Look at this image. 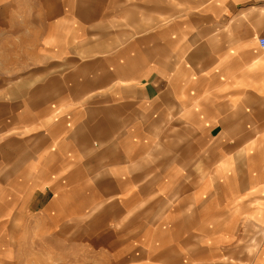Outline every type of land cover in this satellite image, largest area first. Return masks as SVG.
Wrapping results in <instances>:
<instances>
[{"label":"crops","instance_id":"1","mask_svg":"<svg viewBox=\"0 0 264 264\" xmlns=\"http://www.w3.org/2000/svg\"><path fill=\"white\" fill-rule=\"evenodd\" d=\"M73 5V0H0V43H31L20 64L34 60L29 73L33 79L8 86L1 78L0 91L31 92L28 99L45 108L34 118L20 112L17 118H0V141L11 129L33 133L35 157L23 170L41 171L42 191L59 194L63 186L86 185L89 174L119 161L120 172L133 170V202L149 203L151 217L177 221L172 232L178 240L189 230L187 220L194 219L196 229L200 225L196 204L202 202V189L217 184L218 179L203 178V170L225 175L226 185H234L232 158L217 155V145L209 140L218 129L226 134L215 119L241 118L236 135L243 140L250 138L251 118H264V53L257 49V38L264 36V0H152L133 5V10L147 7L157 13L145 24V30L154 26L145 34L135 19L132 28L121 14L104 15L106 27L116 28L109 31L110 40L126 44L117 52L75 49V43L90 41L86 37L94 23L75 17ZM9 98L26 105L20 95ZM211 123L216 124L209 129ZM205 142L209 144L203 148ZM253 173L258 179L255 167ZM4 187L0 184L2 204L11 201ZM229 193L228 201L235 202L238 197ZM58 197L63 198L55 194L54 206ZM261 200L241 212L246 223L264 207ZM165 205L175 209L163 215ZM2 207L0 234H8L9 226H3L9 224L10 212ZM20 213L25 217L24 210ZM257 216L262 230L264 208ZM242 245V258L227 250L231 258L225 264H264V245L254 259L247 252L250 244ZM8 249L0 245V264L11 263Z\"/></svg>","mask_w":264,"mask_h":264},{"label":"rangeland","instance_id":"2","mask_svg":"<svg viewBox=\"0 0 264 264\" xmlns=\"http://www.w3.org/2000/svg\"><path fill=\"white\" fill-rule=\"evenodd\" d=\"M145 2L152 0H73L75 17L84 21L91 19L94 23L90 26V37H86L90 41L75 43V49L84 46L93 51L123 50L126 44L110 40L112 35L109 31L113 32L116 28L106 27L108 23L104 15L121 14V20L129 22L132 28L136 25L133 22L135 19L138 24L142 23L145 34L154 27L145 30V24L149 26L151 18L157 14L147 7L133 10V5ZM79 13L84 15L79 16ZM130 28L124 26L123 29ZM153 29L157 31L160 27ZM25 45L19 41L0 43V79L9 82L8 86L19 84L32 75L29 73L34 67L33 59L25 65L20 64L25 61L23 57L28 54L27 50L33 47L31 43ZM257 49L264 53L259 45ZM6 51L10 52L9 57L4 55ZM13 93L20 95V99H26L25 107L20 106V102L18 106L17 99L9 98ZM30 94L26 91H0V118H17L19 112L25 118L41 114L45 108L37 105L32 98L28 99ZM259 119L264 121V118H251L248 123L250 138L243 140L240 134L236 135L240 132L241 118L215 119L216 123L224 126L226 134L218 129L209 140L217 145V155L228 153L232 158L236 166V170L231 172L234 185L230 188L226 185L225 175L216 177L203 170V178L218 179L217 184L202 189V202L196 204V210L201 215L198 220L200 225L196 229L194 219L187 220L189 230L178 240L172 232L177 229V221L151 217L146 208L149 203L133 202V170L120 172L119 161L107 163L97 173L89 174L84 186H63L61 194L57 190L42 191L39 186L43 180L42 172L32 168L23 170L24 163L26 167L31 166L29 164L35 157V135H23L11 129L0 141V184L6 186L4 189L11 200L0 203V209L4 206V211L10 212L9 224H3V227L9 226L8 234H0V245L9 248L10 264H225L231 258L227 250L234 249V256L242 258L243 243L250 244L247 251L250 259L260 257L264 229H260L262 220L257 215L264 207L257 209L256 217L249 223L241 218V212L255 205L257 198L264 203V182L259 181L264 180V122L259 125ZM216 123H211L209 129ZM208 144L205 142L203 148ZM246 147L247 156L244 153ZM110 153L107 151V157ZM204 158L203 155L202 161ZM258 166L260 170H257ZM254 167L255 173L260 175L258 179L254 176ZM229 192L238 197L233 203L228 201ZM55 194L63 197H58L60 201L56 206L53 204L57 200ZM51 203L54 207H50ZM172 209L175 205H165L161 209L162 214L168 215ZM22 210L25 217L20 213ZM249 256L246 255L247 258Z\"/></svg>","mask_w":264,"mask_h":264},{"label":"built area","instance_id":"3","mask_svg":"<svg viewBox=\"0 0 264 264\" xmlns=\"http://www.w3.org/2000/svg\"><path fill=\"white\" fill-rule=\"evenodd\" d=\"M259 45H260V47H261L262 49H264V36H261V37L259 38Z\"/></svg>","mask_w":264,"mask_h":264}]
</instances>
